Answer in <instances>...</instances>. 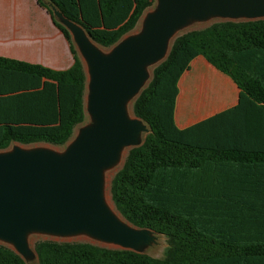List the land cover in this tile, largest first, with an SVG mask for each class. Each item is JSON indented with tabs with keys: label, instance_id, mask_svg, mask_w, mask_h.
Here are the masks:
<instances>
[{
	"label": "trees",
	"instance_id": "trees-1",
	"mask_svg": "<svg viewBox=\"0 0 264 264\" xmlns=\"http://www.w3.org/2000/svg\"><path fill=\"white\" fill-rule=\"evenodd\" d=\"M62 70L0 56V149L64 144L85 117V72L68 28ZM101 46L136 25L154 0H48ZM230 77L237 102L179 128L178 80L196 56ZM202 81L212 80L202 76ZM149 132L110 180L111 201L131 225L165 235L161 257L87 241L38 240L39 264H264V18L224 19L174 38L132 103ZM0 264H27L0 242Z\"/></svg>",
	"mask_w": 264,
	"mask_h": 264
},
{
	"label": "water",
	"instance_id": "water-1",
	"mask_svg": "<svg viewBox=\"0 0 264 264\" xmlns=\"http://www.w3.org/2000/svg\"><path fill=\"white\" fill-rule=\"evenodd\" d=\"M71 33L87 63V110L92 123L80 129L63 152L14 146L0 152V242L19 255L28 251L26 235L84 232L119 249L136 251L149 242L152 230L117 216L103 197V169L121 150L137 145L139 117H130L126 102L145 83L146 66L166 58L176 30L189 18L213 14L223 19L264 17V0H157L143 28L103 53L85 30L53 9ZM171 42V43H170Z\"/></svg>",
	"mask_w": 264,
	"mask_h": 264
},
{
	"label": "crops",
	"instance_id": "crops-1",
	"mask_svg": "<svg viewBox=\"0 0 264 264\" xmlns=\"http://www.w3.org/2000/svg\"><path fill=\"white\" fill-rule=\"evenodd\" d=\"M0 56L56 70L68 68L73 61L67 40L36 0H0ZM202 76L214 81H202ZM177 85L174 120L179 128L234 105L238 98L230 77L201 55L191 60Z\"/></svg>",
	"mask_w": 264,
	"mask_h": 264
},
{
	"label": "rangeland",
	"instance_id": "rangeland-1",
	"mask_svg": "<svg viewBox=\"0 0 264 264\" xmlns=\"http://www.w3.org/2000/svg\"><path fill=\"white\" fill-rule=\"evenodd\" d=\"M24 2L26 0H23ZM47 5L53 10L56 9L52 4L48 3V0H45ZM157 6V0H154L153 4L149 7H147L142 15L140 16L139 20L137 21L136 25L133 27L132 30H130L128 33H126L125 35H123L120 40L122 38H124L127 35L130 34H137L139 33L142 28H143V21L144 18L146 16V14H148L149 12L153 11ZM54 16L57 18V20L61 21L62 20L54 14ZM264 18V17H263ZM219 20H224L221 17H218L216 15L210 14L207 15L205 17L202 18H189L187 19V21L176 30V33L174 34V37L171 39V42H173L174 38L177 37L178 35L189 31V30H193V29H201V28H205L208 25H210L211 23L215 22V21H219ZM233 20H246L244 18H236ZM170 42V43H171ZM97 45V47L103 52V53H108L110 51V49L113 47V45L105 47V46H101L97 43H95ZM79 54V53H78ZM80 56V55H79ZM81 58V56H80ZM164 60V59H163ZM162 61V60H161ZM161 61H158L156 63L153 64H149L146 66L147 72H148V77L145 81V83L143 84L141 90L148 84L149 80L151 79L152 76V70L153 68L160 63ZM82 62V66L85 72V88H84V110H85V117L84 119L79 122L78 124H76L73 128L72 134L70 136V138L61 145H55V144H50L47 142H33V143H27V144H23L20 142H16L13 141L11 142L8 147L4 148V149H0V152L2 151H6V150H10L12 149L14 146H19L25 149H33V148H45V149H50L56 152H63L65 150V148L69 145V143L71 141L74 140V138L78 135L79 131L81 128L88 126L90 123H92V117L90 116L86 104H87V98H88V93H89V73H88V66L87 63L81 59ZM140 90V91H141ZM136 97L130 99L129 101L126 102V111L127 114L130 117H134V113L132 111V103L134 101ZM148 132L146 131H141L139 133L138 136V141H137V145L140 144L145 135ZM130 147H125L121 150V153L119 155L118 160L111 164L110 166H107L106 168L103 169L102 172V178H103V197L105 200V203L107 204V206L120 218H122L119 213L116 211L112 201H111V197H110V191H109V186H110V180L112 178V176L114 175V173L122 166L124 159L126 157V154L128 152ZM153 238L147 242V243H143L141 245H139L136 248L137 252H141V253H146L150 256L153 257H161L163 255V251L165 249V247L167 246V239L165 237V235L161 234V233H157V232H152L151 233ZM26 239H27V243H28V251L27 253L20 255L24 261L27 264H39L38 263V259L36 256V253L34 251L33 245L36 241L38 240H44V239H51V240H57V241H87V242H91L100 246H106V247H111V248H116L113 245H109L106 244L104 242L98 241L92 237H90L89 235H87L84 232H79L76 234H71V235H56V234H50V233H45V232H41V231H29L26 235ZM5 244V243H4ZM7 245V244H5Z\"/></svg>",
	"mask_w": 264,
	"mask_h": 264
}]
</instances>
